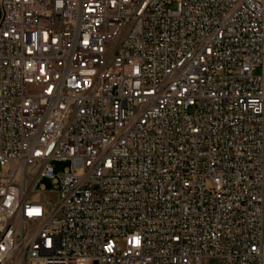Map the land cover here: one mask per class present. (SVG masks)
I'll list each match as a JSON object with an SVG mask.
<instances>
[{
    "label": "built area",
    "instance_id": "built-area-1",
    "mask_svg": "<svg viewBox=\"0 0 264 264\" xmlns=\"http://www.w3.org/2000/svg\"><path fill=\"white\" fill-rule=\"evenodd\" d=\"M212 261L264 264V0H0V264Z\"/></svg>",
    "mask_w": 264,
    "mask_h": 264
},
{
    "label": "rangeland",
    "instance_id": "rangeland-1",
    "mask_svg": "<svg viewBox=\"0 0 264 264\" xmlns=\"http://www.w3.org/2000/svg\"><path fill=\"white\" fill-rule=\"evenodd\" d=\"M172 7H174V5H172ZM259 72V70L257 71ZM64 166L68 165V163H63ZM43 184L47 187V189H52V188H55L56 186L52 183V181L50 179H44L43 180ZM55 197V194L52 193V194H47V193H43L41 194V198L44 199V200H47L48 198H54ZM210 264H216L215 261H212Z\"/></svg>",
    "mask_w": 264,
    "mask_h": 264
}]
</instances>
